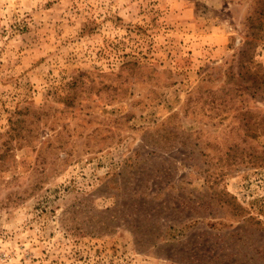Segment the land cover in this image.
<instances>
[{"label":"rangeland","instance_id":"rangeland-1","mask_svg":"<svg viewBox=\"0 0 264 264\" xmlns=\"http://www.w3.org/2000/svg\"><path fill=\"white\" fill-rule=\"evenodd\" d=\"M0 264H264V0H0Z\"/></svg>","mask_w":264,"mask_h":264},{"label":"trees","instance_id":"trees-1","mask_svg":"<svg viewBox=\"0 0 264 264\" xmlns=\"http://www.w3.org/2000/svg\"><path fill=\"white\" fill-rule=\"evenodd\" d=\"M258 83V82H257Z\"/></svg>","mask_w":264,"mask_h":264}]
</instances>
